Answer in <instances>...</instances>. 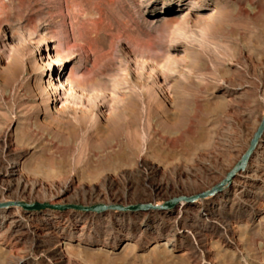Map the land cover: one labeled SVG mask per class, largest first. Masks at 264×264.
<instances>
[{"label": "rangeland", "instance_id": "374dc122", "mask_svg": "<svg viewBox=\"0 0 264 264\" xmlns=\"http://www.w3.org/2000/svg\"><path fill=\"white\" fill-rule=\"evenodd\" d=\"M263 118L264 0H0V202L151 204L0 206V264H264V133L166 206Z\"/></svg>", "mask_w": 264, "mask_h": 264}, {"label": "water", "instance_id": "95a60500", "mask_svg": "<svg viewBox=\"0 0 264 264\" xmlns=\"http://www.w3.org/2000/svg\"><path fill=\"white\" fill-rule=\"evenodd\" d=\"M264 133V119L262 121V124L258 130L257 135L260 137L262 136ZM256 146V145H255ZM252 146L250 148L251 150V154L252 151L254 150V147ZM241 165H237L234 170L230 173V176L232 177L234 175V173L238 170H241ZM231 180H229L230 182ZM224 186V185H223ZM222 186L219 187H215L213 190L192 196L191 198L185 197L184 200L186 199H198L199 197H206L208 195H212L214 193H216ZM180 200H182L181 198H176V199H172L169 202L166 203V206H174L176 205ZM18 204L21 207L25 208V209H37L40 207H53V208H58V209H68V208H73V209H78V210H84V211H98V212H102L104 210L110 209V208H114V209H122V210H135V209H140V208H147L149 206H151V204L148 205H144V204H137V205H129V206H119L117 207L116 205H107V204H96V205H92V206H86V205H81V204H66V205H51V204H43V203H27V202H23V201H12V202H6V203H1L0 202V206H10V205H15Z\"/></svg>", "mask_w": 264, "mask_h": 264}, {"label": "bare ground", "instance_id": "6f19581e", "mask_svg": "<svg viewBox=\"0 0 264 264\" xmlns=\"http://www.w3.org/2000/svg\"><path fill=\"white\" fill-rule=\"evenodd\" d=\"M261 124H262V122H261ZM261 124H260V126H261ZM260 126H259V128H260ZM259 128H258V130H259ZM126 130L127 129H124L123 130L122 128H118V129H116V131L114 130V137H115L114 139H115V142L108 143L109 144L108 146L110 148H113V151H112L113 154H112V156H113V159L114 160H117V161L118 160L119 161L123 160L124 161V159L126 158V154L124 153L123 150H121V148H122L121 143L119 141H117L118 140V137L121 136V135H123V134H125V131ZM257 133H258V131L256 132V134H255V136H254V138H253V140L251 142V146H250V148H251L252 146H255L256 145L254 147V150L256 149L260 138L262 137V136L259 137L257 135ZM127 134H128L129 137L132 138V139H129V142H128V145H131V144H133L132 142H133L134 132H129V130H128L127 131ZM87 137L90 138V139L93 138L92 131H89V133H87ZM86 148H87V143H84L83 146L81 147V150H85ZM250 148H249V150L247 151V153L243 156L242 160L238 164V165H241V167H242L241 170H244L247 167V165H248V163L250 161V158H251V156L254 153V150H253L252 151V154H251ZM231 179H232V177L229 174L228 179L222 185H220V186H223V185L227 184L229 182V180H231ZM217 187H219V186H217ZM181 199H184V198H181ZM15 205L20 206L18 204H15ZM117 207H119V205H117Z\"/></svg>", "mask_w": 264, "mask_h": 264}]
</instances>
